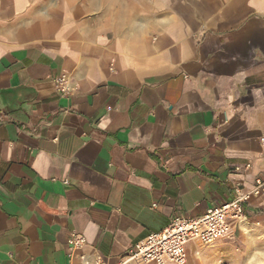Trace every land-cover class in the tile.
<instances>
[{
	"label": "crops",
	"instance_id": "obj_1",
	"mask_svg": "<svg viewBox=\"0 0 264 264\" xmlns=\"http://www.w3.org/2000/svg\"><path fill=\"white\" fill-rule=\"evenodd\" d=\"M135 5L0 0V264H142L173 218L264 181V0ZM244 211L186 264L264 247V192Z\"/></svg>",
	"mask_w": 264,
	"mask_h": 264
},
{
	"label": "built area",
	"instance_id": "obj_2",
	"mask_svg": "<svg viewBox=\"0 0 264 264\" xmlns=\"http://www.w3.org/2000/svg\"><path fill=\"white\" fill-rule=\"evenodd\" d=\"M63 92H68L65 77L58 79ZM264 192V181L258 179L251 191L236 187L232 201L218 207H212L199 218L175 217L161 232L151 234L140 243L125 259V263L137 261L142 264H186L187 246L193 241L203 246H210L220 240L233 236L232 223L247 221L244 205L253 197ZM86 244V239L79 234H72L69 239L71 249H78ZM84 264H106L101 257L92 261L82 256Z\"/></svg>",
	"mask_w": 264,
	"mask_h": 264
},
{
	"label": "rangeland",
	"instance_id": "obj_3",
	"mask_svg": "<svg viewBox=\"0 0 264 264\" xmlns=\"http://www.w3.org/2000/svg\"><path fill=\"white\" fill-rule=\"evenodd\" d=\"M106 1L109 2L111 6L126 11L127 15L129 12H131L132 14L134 4H136L135 5L136 7L140 5L141 11L143 13L142 15H147L151 0H109V1L106 0ZM163 9L159 7V11ZM231 238L223 241L231 242L232 240ZM215 244L211 246H214ZM194 256L197 257L195 254ZM219 257H220V261L218 264H264V247L261 245L244 247L242 245L233 244L232 250H224Z\"/></svg>",
	"mask_w": 264,
	"mask_h": 264
}]
</instances>
